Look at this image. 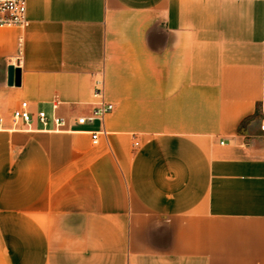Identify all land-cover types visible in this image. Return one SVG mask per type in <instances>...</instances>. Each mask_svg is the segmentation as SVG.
Segmentation results:
<instances>
[{"label": "crops", "instance_id": "1", "mask_svg": "<svg viewBox=\"0 0 264 264\" xmlns=\"http://www.w3.org/2000/svg\"><path fill=\"white\" fill-rule=\"evenodd\" d=\"M26 15L0 28V264H264V0ZM101 70L114 107L77 124Z\"/></svg>", "mask_w": 264, "mask_h": 264}, {"label": "built area", "instance_id": "2", "mask_svg": "<svg viewBox=\"0 0 264 264\" xmlns=\"http://www.w3.org/2000/svg\"><path fill=\"white\" fill-rule=\"evenodd\" d=\"M26 10L27 0H0V28L27 26L29 20L26 15ZM92 76L93 87L91 96L93 98V106L88 113L79 114L74 118L77 124L90 123L95 119H101L104 114L111 111L114 107V103L105 98L103 70L93 72ZM12 116L14 119H23L29 122L32 114L28 108V102L22 100L19 106L13 109ZM36 116L45 127L49 122L52 123L53 129H63L67 124V118L64 116L58 114L49 115L44 109L37 110ZM99 132L100 130L98 129L91 130V138L94 143L97 142Z\"/></svg>", "mask_w": 264, "mask_h": 264}, {"label": "water", "instance_id": "3", "mask_svg": "<svg viewBox=\"0 0 264 264\" xmlns=\"http://www.w3.org/2000/svg\"><path fill=\"white\" fill-rule=\"evenodd\" d=\"M21 68L18 65L10 63L7 65V83L16 84L20 83Z\"/></svg>", "mask_w": 264, "mask_h": 264}]
</instances>
